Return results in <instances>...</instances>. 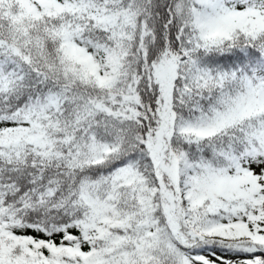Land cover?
<instances>
[{
  "label": "snow or ice",
  "instance_id": "obj_1",
  "mask_svg": "<svg viewBox=\"0 0 264 264\" xmlns=\"http://www.w3.org/2000/svg\"><path fill=\"white\" fill-rule=\"evenodd\" d=\"M0 264H264V0H0Z\"/></svg>",
  "mask_w": 264,
  "mask_h": 264
}]
</instances>
